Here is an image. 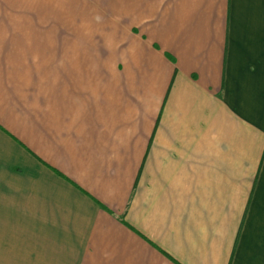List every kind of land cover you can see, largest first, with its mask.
<instances>
[{"label":"crops","instance_id":"1","mask_svg":"<svg viewBox=\"0 0 264 264\" xmlns=\"http://www.w3.org/2000/svg\"><path fill=\"white\" fill-rule=\"evenodd\" d=\"M0 264H264V0H0Z\"/></svg>","mask_w":264,"mask_h":264},{"label":"rangeland","instance_id":"2","mask_svg":"<svg viewBox=\"0 0 264 264\" xmlns=\"http://www.w3.org/2000/svg\"><path fill=\"white\" fill-rule=\"evenodd\" d=\"M6 257H7V256H6ZM6 257L3 258L2 260H3V261H9V260H10L9 257H7V258H6ZM17 259H18V258L14 257V261H16Z\"/></svg>","mask_w":264,"mask_h":264}]
</instances>
